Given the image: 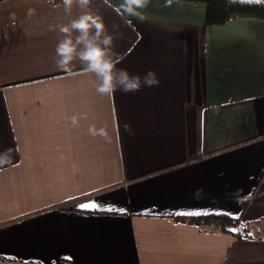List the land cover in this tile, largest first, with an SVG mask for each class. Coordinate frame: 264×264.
<instances>
[{
    "label": "crops",
    "instance_id": "crops-1",
    "mask_svg": "<svg viewBox=\"0 0 264 264\" xmlns=\"http://www.w3.org/2000/svg\"><path fill=\"white\" fill-rule=\"evenodd\" d=\"M55 3L0 0V264H264V20L208 25L180 0L121 19L91 0L119 67L160 80L108 97L57 69L49 28L86 10ZM219 213L252 237L177 219Z\"/></svg>",
    "mask_w": 264,
    "mask_h": 264
},
{
    "label": "clouds",
    "instance_id": "clouds-1",
    "mask_svg": "<svg viewBox=\"0 0 264 264\" xmlns=\"http://www.w3.org/2000/svg\"><path fill=\"white\" fill-rule=\"evenodd\" d=\"M176 0H164V7H171ZM53 7H58L55 0H48ZM77 4L86 11L77 18L72 19L65 25L50 26V31H57L62 38L56 45V67L67 75L93 74L99 83L95 85V91L101 96H114L116 92L136 93L143 86L158 87L160 80L154 70H148L143 76L130 72L128 69L119 67L123 58L112 50L113 36L107 34L105 24L99 15L87 11L91 0H62L65 13H70L73 4ZM151 4V0H121L118 5L110 3L113 11L121 18L144 19L142 12ZM117 28L116 25L113 26ZM78 33L75 37L73 33ZM79 61L82 72L74 70L75 62ZM81 116H73L72 124H78ZM89 134L105 137L106 143L111 142L112 135L109 134L107 126L96 128L89 127ZM124 132H130L131 127L125 123ZM7 163L4 157H0V165Z\"/></svg>",
    "mask_w": 264,
    "mask_h": 264
},
{
    "label": "trees",
    "instance_id": "trees-1",
    "mask_svg": "<svg viewBox=\"0 0 264 264\" xmlns=\"http://www.w3.org/2000/svg\"><path fill=\"white\" fill-rule=\"evenodd\" d=\"M62 0H55L61 2ZM195 1L205 4V24L219 25L224 22L243 17L264 20V0H180ZM246 202L242 203L244 207ZM64 207V206H63ZM179 221L195 225H214L220 231L228 233L238 240L252 237L247 222L226 214H207L197 216H181Z\"/></svg>",
    "mask_w": 264,
    "mask_h": 264
},
{
    "label": "snow or ice",
    "instance_id": "snow-or-ice-1",
    "mask_svg": "<svg viewBox=\"0 0 264 264\" xmlns=\"http://www.w3.org/2000/svg\"><path fill=\"white\" fill-rule=\"evenodd\" d=\"M83 207H88V206H94V202L92 205H82Z\"/></svg>",
    "mask_w": 264,
    "mask_h": 264
},
{
    "label": "rangeland",
    "instance_id": "rangeland-1",
    "mask_svg": "<svg viewBox=\"0 0 264 264\" xmlns=\"http://www.w3.org/2000/svg\"><path fill=\"white\" fill-rule=\"evenodd\" d=\"M256 232L259 231V230H255ZM255 233V232H254Z\"/></svg>",
    "mask_w": 264,
    "mask_h": 264
}]
</instances>
